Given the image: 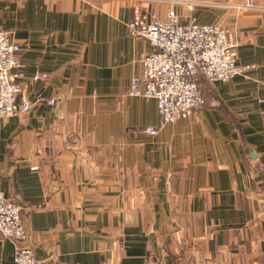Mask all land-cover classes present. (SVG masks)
<instances>
[{
  "label": "crops",
  "instance_id": "0c3cea01",
  "mask_svg": "<svg viewBox=\"0 0 264 264\" xmlns=\"http://www.w3.org/2000/svg\"><path fill=\"white\" fill-rule=\"evenodd\" d=\"M135 3L229 28L246 74L161 126L128 94L150 51ZM0 27L30 103L0 123V191L43 264H264V0H0ZM14 249L0 235V264Z\"/></svg>",
  "mask_w": 264,
  "mask_h": 264
},
{
  "label": "built area",
  "instance_id": "2783aa9c",
  "mask_svg": "<svg viewBox=\"0 0 264 264\" xmlns=\"http://www.w3.org/2000/svg\"><path fill=\"white\" fill-rule=\"evenodd\" d=\"M127 34L148 41L150 51L142 59L140 74L133 75L129 95L153 98L160 125L192 116L205 105L203 82L227 81L245 75L249 65L237 61L234 33L216 23L200 24L194 17L182 22L172 8L163 17L155 9L133 4L126 22ZM19 44L0 27V123L8 116L27 112L28 100L19 101L25 65L18 57ZM38 73L33 78H38ZM51 104V101H47ZM145 133L156 128L146 126ZM22 207L0 191V235L13 241L17 264H43L26 245Z\"/></svg>",
  "mask_w": 264,
  "mask_h": 264
}]
</instances>
